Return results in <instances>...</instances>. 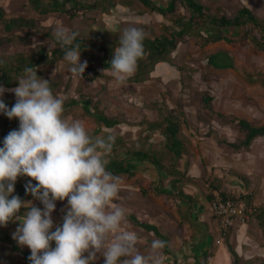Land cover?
<instances>
[{"label":"crops","instance_id":"crops-1","mask_svg":"<svg viewBox=\"0 0 264 264\" xmlns=\"http://www.w3.org/2000/svg\"><path fill=\"white\" fill-rule=\"evenodd\" d=\"M54 1L0 0V58L7 61L6 64L0 65V79L5 74L7 75L6 80H0V85L9 89L2 97L3 101L9 108L15 104L16 96L10 90L18 87L16 80L23 74L26 67L35 66L39 69L37 75L49 80L54 94L58 93L64 96L66 116L83 121L94 135L104 133L106 136H112L114 140L123 142L117 151V158L127 164L136 166V173L133 176L127 174L119 176L124 181V186L127 187L124 189L127 192L134 189V191L140 192L142 197H150L152 199L147 202L145 199L140 200L138 196L140 203L138 201L130 202L129 200L124 207L129 212L128 218L132 228L139 233L141 239L145 236L150 242L153 239L161 240L154 232H148L136 225L132 220L133 217L137 221H145L150 225L156 226L163 236L168 237L172 253L164 255L163 250L160 251L162 264H203L205 257H207L206 261L208 264H264V203L257 215L246 223L238 222L222 241L216 237L217 224L211 209L212 202L218 197L222 198L221 194L226 195L228 199L248 204L249 200L252 199L251 196L249 197V193L255 191L259 194L261 201L264 202V151H262V149L264 150V144L260 143H264V135L253 139L249 146H243L238 149L230 146L237 143H227L228 147L239 150L240 155H242V150L246 149L255 150L256 153L253 156V162L249 158L241 157H236L232 160L224 159L226 163L231 164V167L219 170L215 167L214 161L208 160L203 154L196 155L189 150L196 148L200 144L201 148L212 154L211 156L216 155L215 152L211 151L213 149L212 146L201 142L195 144L194 139L190 138V135L187 136L189 132H186L188 130L186 127L183 128V125L186 124L184 122L181 125L179 136L183 145V153L181 158L175 163V168L178 171L177 176L172 175L173 159L167 149L168 144L165 136L167 128L163 119V116L165 118L167 115L166 107L159 105L157 101L156 104L151 102V104L146 106L144 99L150 93L154 99L157 97L155 89L147 87L146 84H154L163 78L167 80L176 79L175 75L177 72L176 70L174 71L168 61L172 59V57L169 58L171 54H176L179 46L183 43L180 41L177 48L164 57L165 60L162 58L163 62H160V58H158L159 63L157 62L154 66L152 64L148 65L152 67V70H155L154 72H151L152 70L150 72L145 71L144 68L147 69L148 67H140L143 70V74H141L143 76L140 80L142 82L139 81L135 73L123 84H119L110 74H104V70L109 64L110 45L116 42L108 43L98 38L84 36L81 33V26L75 23L79 12L88 10L87 0L86 2L84 1L85 6L79 7L76 13L77 16L74 18H69L55 8L53 6ZM93 1H97V4L104 6V8L109 6L112 12L121 13L122 16L108 18L112 25L118 22L121 25L129 24L133 17L136 19L143 18L145 20L144 23H146L144 26L146 31L149 30L154 38L158 35L155 32H160L159 36H161L165 28L170 26L174 19L170 15L163 16L151 12L138 0ZM153 1L156 4L159 1L160 5L157 4L159 6H166L168 0ZM133 8L137 9L135 15L132 14ZM80 20H85V17H81ZM164 21L167 23H163ZM85 25L84 27L91 28L90 31L93 32L95 30L93 20L87 21ZM58 26L70 27L71 30L79 33L78 38L86 42V46L81 49V62L87 61V69H89L91 75L88 76L91 77L90 79L87 80L79 75L73 76L69 72L70 65L67 62H62L63 58L53 59L51 51L59 43L55 41L52 33ZM34 40L39 42L36 48L32 47ZM98 41L100 43H97ZM215 43L219 44H217L218 47L216 48L213 47ZM232 45L235 44H230L225 40L209 42L205 47L207 52H209L208 57L213 55L219 60V52L224 51L229 58H232V60L227 62L232 64L231 67H215L208 62L209 66L215 71L240 72L236 65L237 57L233 55ZM45 56L49 57L45 58ZM221 61L217 62L223 63ZM57 65L59 66L57 67ZM240 73L245 76L244 82L248 86L252 85L257 88V82H259L260 86H264V72L259 71L258 74H254L241 71ZM112 85L113 88H111ZM206 96L211 98L210 114L212 118L237 125L239 130L243 132L244 139L245 133L239 126V121H248L256 127L264 126L263 122H259L261 119L238 118L229 112L225 113L216 110L213 102L214 97L212 98L208 93ZM135 98H138L142 103L138 101L137 104H131L129 102L135 100ZM86 101L91 102L89 107L91 112H87L84 109ZM156 109L160 113H157ZM155 112L157 113L156 116ZM96 115L118 118L120 122L113 128H107L96 120ZM159 116L162 117V123L158 122ZM18 129V119L10 120L7 116L0 113V147L3 146L5 136L12 130ZM182 133H184V140ZM209 133L210 131H208ZM152 135L153 137L151 138ZM132 140L134 142H131ZM147 140L149 143H147ZM151 141L152 143H150ZM187 145L191 146L187 147ZM127 151H143L155 156L164 165V171H159L151 162L131 159L128 157ZM109 156L112 158L113 153L111 152ZM255 161L256 163H254ZM222 171L223 175H221ZM147 172L150 174L149 188L145 190L135 186V181L143 180L147 182L142 177H146ZM129 179L133 181H129ZM173 181H176V186L183 194L176 195L177 193H172L174 192L172 188ZM207 181L209 182L208 184H206ZM156 186H160L161 191L166 192V194L156 193L154 190ZM210 190L212 191L211 193ZM160 197L161 200H159ZM162 197L172 202L168 201L164 203L167 206L163 205L164 200ZM25 201H32L35 206L43 209L42 203L35 200L32 196H29ZM141 202H144V205H141ZM152 204L154 206H151ZM146 206L148 207L147 210H153V213L151 212L152 217L148 215L149 218L140 219L134 216V212H144ZM66 208V201L56 202L54 214H57L58 217H56L54 224H62ZM145 213L147 212L145 211ZM147 214H150V212ZM9 225H13L16 230L19 222ZM174 231H178V236L174 237ZM5 235L13 238L10 234L6 233ZM5 244H7L6 248L11 250V245ZM52 246L55 247L54 244ZM19 248L21 252L18 251L19 254L17 256L22 257L25 264H31L23 255V253H26L30 257V249L27 246H23L22 248L24 249L20 246ZM146 249L147 251L149 250V248ZM12 252L15 253L16 251ZM17 258L19 259V257ZM96 263L100 262L96 261Z\"/></svg>","mask_w":264,"mask_h":264},{"label":"clouds","instance_id":"clouds-1","mask_svg":"<svg viewBox=\"0 0 264 264\" xmlns=\"http://www.w3.org/2000/svg\"><path fill=\"white\" fill-rule=\"evenodd\" d=\"M52 35L69 72L83 76L88 64L75 43L79 33L58 26ZM146 37L141 28L123 29L104 74L119 84L131 78L145 55ZM38 45L34 40L32 47ZM6 63L0 58V65ZM38 71L26 67L17 78L11 108L2 99L9 89L0 85V113L19 120L0 147V227L19 222L13 239L30 249L31 264H96L98 254L104 264H162L166 242L153 239L145 251L128 210L116 203L123 181L108 170L114 138L94 135L83 121L66 116L64 96L54 94ZM20 177L30 178L25 190L43 209L14 194ZM57 201L67 202L61 225L53 221Z\"/></svg>","mask_w":264,"mask_h":264},{"label":"rangeland","instance_id":"rangeland-1","mask_svg":"<svg viewBox=\"0 0 264 264\" xmlns=\"http://www.w3.org/2000/svg\"><path fill=\"white\" fill-rule=\"evenodd\" d=\"M80 1L83 3L86 2V0ZM196 1L202 4L204 7L208 8L210 12L216 16H234L236 12L243 7H249L254 11L257 17L264 20V0ZM87 3L89 5L88 10L80 11L77 18L75 19V23H78V25L81 26V33L84 36L98 38L101 41L108 43L116 42L115 44L118 46L119 36L122 34V30L127 28L128 26H134L141 28L147 34L146 38H154V36L150 34L149 30L146 31L144 27L146 23H144L145 20H143V18L136 19L133 17L131 18L129 24L121 25L118 22L115 24L113 23L114 25H112L111 21L108 18L122 16L121 13L116 11L112 12L111 9H109V6L108 8H104V6L97 4V1L87 0ZM157 4L160 5V2L158 1ZM66 8L69 9L70 6L66 4ZM136 10L137 9L133 8L132 14L135 15ZM180 12L182 14H187V11H185V9L183 8H181ZM80 16L83 18L85 17V20H80ZM146 18H148V16H146ZM89 20H93V24L95 26V30L93 32L90 31L91 28L84 27ZM71 23L73 24V22ZM163 23L166 24L167 22L164 21ZM197 26H199V28L192 26L190 27V30L183 36L184 39L181 40L183 44L179 46L177 50L178 52L176 54H171V56L169 57H172V59H169L168 63L171 65V67H173L174 71L176 70L177 72L175 75L176 79L167 80L166 78H163L162 80L160 79L159 81H156L154 84H146L147 87L154 88L157 95L156 99H154L151 93L147 95L146 99H144L147 104L146 106L151 104V102L156 104L157 101L159 105H163L164 107H166V109L169 111L168 114H175L179 117L182 123L185 122L186 124L183 125V128L186 127L188 129L186 131L187 133L189 132L187 136L190 135V138L194 139L193 141H195V144L201 142L206 143V145L208 146H212L213 149L211 151L215 152L216 155L211 156L212 154H209L206 149L201 148L200 144V146L198 145L196 148L194 147V149L189 150L196 155L203 154V156L207 157L208 160L214 161L215 167L219 170H224L225 168L231 167V164L226 163L224 159L232 160L236 157H241L249 158L253 162V156L256 153L255 150H242V155H240L239 150H234L228 147L227 143H239L240 141H242L244 139L243 132L240 131L239 127L235 124L214 120L212 118V115L210 114V109L207 108V106H204L202 102V95L204 93H208L212 98L214 97L213 102L216 106V110L223 111L225 113L229 112L236 115L238 118H248L250 120H255L256 118L261 119L259 122L264 123V86H260L259 82H257L256 84L258 85L257 88L252 85L248 86L244 82L245 76L243 75V73H240L241 71H247L254 74H258L259 71L264 72V51L258 49L251 40L232 45L231 48L233 47L232 50L234 51L233 55L234 57H237L236 65L240 72L215 71L208 64L207 57L209 55V52H207V48H205L208 43H206L204 38L211 35V32H207L210 31V29L208 26L200 23ZM246 30L247 28H238L225 30L224 32H226L227 35L230 36H238L243 34ZM155 33L158 34L157 36L160 35V32ZM97 43L100 42L98 41ZM217 44L218 43H215L213 47H218L219 44ZM218 59V61L222 60V62H228L232 60V58H229L224 51L219 52ZM160 62H163V59L160 60ZM139 66L140 64H138L137 71L135 73L137 74V77L140 81L143 76L141 75L143 74V70H141ZM144 69L145 71L150 72L152 70V67L148 66L147 69ZM154 71L155 70L153 69L151 72ZM174 71L172 70V72ZM113 85L111 86V88H113ZM138 101L139 99L135 98V100H131L129 102L131 104H137ZM139 102L142 103V101ZM155 111L157 113H160L158 109H156ZM156 112L155 116L157 115ZM158 122L162 123L161 116H159ZM208 131H210L209 134ZM182 134V138L184 140V133ZM152 137L153 135L151 136V138ZM207 137L210 142L207 140ZM131 142L134 141L132 140ZM147 143H149L148 140ZM150 143H152V141ZM260 143L264 144L263 142ZM188 146L190 147L191 145H187V147ZM262 151L264 150L262 149ZM260 162L261 164H263L262 161ZM254 163H256V161ZM223 174L224 173L222 171L221 175ZM142 177L146 179L147 182L139 180L135 181L134 184L135 186L146 190L149 188L150 174H148L147 172L146 177ZM129 181L133 180L129 179ZM208 183L209 182L207 181L206 184ZM124 188L127 187L124 186L123 181L121 186L122 190L119 193L120 199L116 202L121 204L122 206L126 205L129 200L130 202L138 201L140 203V201L138 200V196L140 200L145 199L147 202H149V199L152 200L150 197H142L141 193L134 191V189L127 192V190H125ZM209 189L211 188L209 187ZM211 192L212 191L210 190V193ZM250 196L253 197V199L249 200L248 205L251 201H254L260 208L263 207L264 202L259 198V194H257L255 191H251L249 193V197ZM159 200H161V197L159 198ZM163 200V205L167 206V204L164 203H167L169 200L165 198H163ZM141 203V205H144V202ZM151 206L154 205L152 204ZM147 208L148 207L146 206L144 212H134V216L140 219L149 218L148 215L152 217L151 212L153 213V210L151 209L150 211L147 210ZM145 211L147 213L150 212V214L145 213ZM56 217H58V215L53 213V221H56ZM13 225L0 227V233H7L13 236L16 231L13 228ZM173 235L174 237L178 236V231H174ZM141 240V247L145 251H147L146 248H149V244L151 242L148 241L145 236ZM6 247L7 244L0 240V264H25L22 257L17 256L19 254L18 251L14 253ZM143 249H141V251H143ZM17 257H19V259ZM96 261L104 263L103 256L98 254V258Z\"/></svg>","mask_w":264,"mask_h":264},{"label":"trees","instance_id":"trees-1","mask_svg":"<svg viewBox=\"0 0 264 264\" xmlns=\"http://www.w3.org/2000/svg\"><path fill=\"white\" fill-rule=\"evenodd\" d=\"M54 1V0H53ZM142 3V5L148 8L151 12L169 16L171 15L174 17L172 24L165 28V31L161 36H157L154 39L146 38L144 40V48H145V55L138 61L140 64L139 67H148V65L152 64L154 66L159 63L160 59H165L164 57L168 56L173 50H175L181 40H183V36L190 30V27H197L199 23L204 24L209 27L211 35L209 37L204 38L206 43L212 41H221L225 40L230 44H237L241 42H245L247 40H251L260 50L264 51V20L257 17L252 9L249 7H243L239 11L236 12L234 16H216L213 15L210 10L204 7L202 4L198 3L196 0H168L166 6H159L153 0H138ZM62 3V4H61ZM66 4L70 6L69 9L66 8ZM82 4V5H81ZM53 6L59 9L60 12L67 15L70 18H74L77 16V11L79 10L80 6H85L83 2L80 0H59L54 1ZM57 6V7H56ZM181 8L187 11V14H182L180 12ZM238 28H247V30L238 36H230L227 35L225 30L229 29H238ZM212 29V30H211ZM214 31V32H213ZM75 43H79L80 50L86 46V42L77 37ZM97 45V44H96ZM114 45V46H113ZM110 45V52L108 54V61L110 62L113 58V50L117 47L116 44ZM54 60L62 59L64 56V50L58 44L54 50L51 51ZM49 56H45L48 58ZM105 58V57H104ZM158 58L159 61L157 60ZM217 57L211 55L208 57V62L210 65L215 67H231L232 64L223 62L218 63ZM222 62V61H221ZM107 67H110L108 64ZM89 69H86L83 77L87 80L91 77ZM91 76V75H90ZM7 75L1 77V81L6 80ZM205 93L202 96L203 103L207 108L211 109V98L206 96ZM91 102L86 101L84 109L87 112L89 111V107ZM168 110L166 109L167 116L164 118L166 123V140H167V149L169 153L172 155V175L177 176V169L175 168V163L179 160L183 153V145L180 141V130L182 122L177 115L168 114ZM96 120L104 125L107 128H113L117 126L120 122L118 118H107L104 116L96 115ZM239 126L245 133V139L237 144H231L233 148H241L243 146L247 147L250 145L253 139L258 136L264 135V126L256 127L252 125L250 122L241 120L239 121ZM123 142L114 140L112 153L113 157L111 158L108 156L110 160L108 170L112 172L114 175L122 176V175H129L133 176L136 173V166L132 164H127L125 161L117 158V151L122 146ZM128 157L131 159H139L151 162L159 171H164V165L158 160L155 156L149 155L143 151H127ZM30 178L28 177H20L18 178L17 185H15V195H18L22 200H27L29 195L25 188L26 185L29 183ZM180 182V181H179ZM31 183L35 184V181H31ZM173 191L172 193H177L176 195L183 194L182 191L176 186V181L172 183ZM156 193L159 194H166V192L161 191L160 186H156L154 189ZM176 191V192H175ZM222 199H228V197L224 194H221ZM214 199V198H213ZM238 202L237 200H234ZM22 211V210H21ZM133 222L140 226L141 228L145 229L148 232H154L162 241L166 242V247L163 250L164 255H170L171 252V244L168 237H165L161 234V231L153 225L145 221H137L133 217ZM12 224V223H9ZM0 240L4 243H8L11 245V251H20L18 243L9 235H5L0 233ZM21 252V251H20ZM25 258L29 263L28 254L23 253ZM205 256H207L205 254ZM203 264H208L207 257L204 258ZM102 264V263H96Z\"/></svg>","mask_w":264,"mask_h":264},{"label":"built area","instance_id":"built-area-1","mask_svg":"<svg viewBox=\"0 0 264 264\" xmlns=\"http://www.w3.org/2000/svg\"><path fill=\"white\" fill-rule=\"evenodd\" d=\"M211 209L217 224L216 237L222 241L238 222L246 223L257 215L260 207L254 201L248 205L218 197L212 202Z\"/></svg>","mask_w":264,"mask_h":264}]
</instances>
